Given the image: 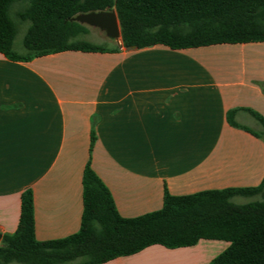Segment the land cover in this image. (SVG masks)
Listing matches in <instances>:
<instances>
[{
	"label": "crops",
	"instance_id": "0c3cea01",
	"mask_svg": "<svg viewBox=\"0 0 264 264\" xmlns=\"http://www.w3.org/2000/svg\"><path fill=\"white\" fill-rule=\"evenodd\" d=\"M87 27L86 38L102 43ZM234 109L236 122L262 129L248 109L264 117V41L65 50L28 61L0 53V233L16 231L27 189L39 241L78 232L88 161L124 217L160 209L165 188L259 185L264 140L229 122ZM228 246L151 245L102 264H208Z\"/></svg>",
	"mask_w": 264,
	"mask_h": 264
},
{
	"label": "trees",
	"instance_id": "16d2710c",
	"mask_svg": "<svg viewBox=\"0 0 264 264\" xmlns=\"http://www.w3.org/2000/svg\"><path fill=\"white\" fill-rule=\"evenodd\" d=\"M115 9L121 45L96 43L86 25L70 18L90 11ZM21 23L25 53L14 48ZM264 41V0H0V53L28 61L65 50L114 52L121 47L157 44L186 49L221 43ZM261 125L255 131L229 122L264 140V117L248 109ZM95 142L92 136L91 149ZM254 198L237 203L236 197ZM80 230L61 239L39 241L35 231L34 194H22L16 231L4 234L0 264H102L151 245L188 247L201 239L229 246L208 264H264V178L257 186L203 190L173 195L167 188L158 210L122 216L114 198L88 161L83 173Z\"/></svg>",
	"mask_w": 264,
	"mask_h": 264
},
{
	"label": "water",
	"instance_id": "95a60500",
	"mask_svg": "<svg viewBox=\"0 0 264 264\" xmlns=\"http://www.w3.org/2000/svg\"><path fill=\"white\" fill-rule=\"evenodd\" d=\"M70 21H76L83 25L99 28L112 40H116L121 45V28L118 15L115 9L107 8L100 11H90L79 13L70 18ZM3 235L0 233V245Z\"/></svg>",
	"mask_w": 264,
	"mask_h": 264
},
{
	"label": "rangeland",
	"instance_id": "374dc122",
	"mask_svg": "<svg viewBox=\"0 0 264 264\" xmlns=\"http://www.w3.org/2000/svg\"><path fill=\"white\" fill-rule=\"evenodd\" d=\"M20 27H19V30H18V34L16 36V39L14 41V48L17 52L19 53H25L26 52V49L23 45V37H24V34L26 32V29L28 27V23H21L19 24ZM92 34L93 36L97 37L96 40L98 42H102V43H105L107 44L108 46H116L118 45V42L116 40H112L110 39L104 31L100 30L99 28H95V27H92ZM91 38V37H90ZM234 200L237 202V203H241V202H244V201H250V200H254L251 199V198H243V197H236L234 198ZM78 261L76 262H71V263H68V264H77Z\"/></svg>",
	"mask_w": 264,
	"mask_h": 264
}]
</instances>
